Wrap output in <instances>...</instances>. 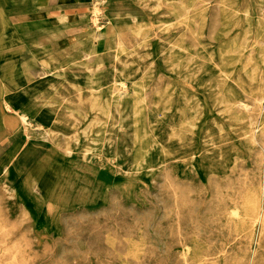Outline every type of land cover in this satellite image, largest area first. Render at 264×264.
Wrapping results in <instances>:
<instances>
[{"label": "rangeland", "instance_id": "1", "mask_svg": "<svg viewBox=\"0 0 264 264\" xmlns=\"http://www.w3.org/2000/svg\"><path fill=\"white\" fill-rule=\"evenodd\" d=\"M82 2L30 125L0 109L50 177L0 172V264H264V0Z\"/></svg>", "mask_w": 264, "mask_h": 264}, {"label": "crops", "instance_id": "2", "mask_svg": "<svg viewBox=\"0 0 264 264\" xmlns=\"http://www.w3.org/2000/svg\"><path fill=\"white\" fill-rule=\"evenodd\" d=\"M82 1L52 0L50 5L54 6L55 9L54 13H49L46 12V0H27L26 3L28 4L24 8L21 7V9L16 6V0H0V45H3L6 40H12V42L15 40L21 41V45L16 49H0V109L5 114L12 113L15 109L19 113L32 110L31 107L35 109L36 107L33 104L34 99L42 98L46 92L36 80L47 75L48 69L50 71L52 69L57 70L63 64L72 61L76 55L73 56L68 53L69 50H76V53H78L81 49L85 36H82V39L71 38L67 40L69 42L67 48L58 47L56 43L60 40L59 35L64 37L65 35L69 37L81 35L78 28L82 23V19L78 18L79 14L76 11L85 7ZM14 10H17L16 12L19 15V18L15 20L10 17V13ZM47 18L50 22H48ZM9 30L12 32H9ZM58 31H60V34ZM38 35L42 36L41 41H33ZM49 42H51L50 45H48ZM41 45H45V47ZM32 46L43 47V50L35 53L32 50ZM92 48L91 45L87 50L92 51ZM27 54H30V59H26L25 55L27 56ZM37 62H39V68L33 70ZM8 104L13 107L12 111H8L5 108V105ZM18 116V121L23 124L19 114ZM6 127H11L15 132L18 130V122L8 117L0 122V141L5 137ZM23 141L20 140L14 143L11 146V150L9 149L8 153L0 159V172H5V174L7 173L13 177L20 176L23 179L20 182L21 189L32 190L35 187L42 189L40 186H35L32 189L27 186V176L23 171L24 167H22V171L15 168L11 169L13 164H18L19 166L23 161H26V164L29 166L35 165L42 158L40 157L34 162H30L28 161L30 155H27L29 152L27 154L24 153L22 158H18L16 156L18 152L13 149L22 148ZM1 166H3L2 169ZM27 194H32V192Z\"/></svg>", "mask_w": 264, "mask_h": 264}, {"label": "bare ground", "instance_id": "3", "mask_svg": "<svg viewBox=\"0 0 264 264\" xmlns=\"http://www.w3.org/2000/svg\"><path fill=\"white\" fill-rule=\"evenodd\" d=\"M102 4H106V0H102ZM97 11H98V9L96 8L94 12L97 13ZM5 107H6V109L8 111H12L13 110V107L10 104L5 105ZM28 107H31V106H28ZM33 111H34V108H32V110L23 111V112L20 113V116H21V119L23 121V124H29L30 125L29 119H30V117L33 116ZM41 166L42 165L39 166L38 164L35 165V167L31 170L29 181L31 183H37L38 185H40V186H42L44 188H48L49 185H50V179H49L50 177L47 176L46 172L41 168ZM16 190H17V188H16Z\"/></svg>", "mask_w": 264, "mask_h": 264}]
</instances>
